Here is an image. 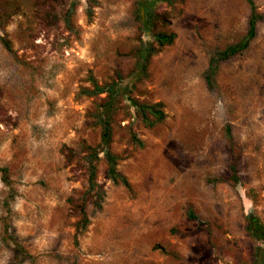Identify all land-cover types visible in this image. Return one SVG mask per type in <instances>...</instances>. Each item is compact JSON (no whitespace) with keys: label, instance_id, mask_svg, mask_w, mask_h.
Listing matches in <instances>:
<instances>
[{"label":"rangeland","instance_id":"374dc122","mask_svg":"<svg viewBox=\"0 0 264 264\" xmlns=\"http://www.w3.org/2000/svg\"><path fill=\"white\" fill-rule=\"evenodd\" d=\"M140 1L75 0L67 26L65 0H0V36L11 46L0 39L9 178L0 173V264H256L264 255L248 227L251 216L264 224V19L243 52L220 62L212 86L205 78L210 55L246 33L247 0L152 3L150 12L167 15L156 27L175 39L129 98L160 101L165 116L147 125L121 104L111 147L130 187L113 183L101 158L102 197L87 202L75 240L68 198L86 179L62 148L99 142L90 115L99 97L80 90L132 69L128 53L145 38L138 12L145 17L149 0ZM253 2L264 15V0Z\"/></svg>","mask_w":264,"mask_h":264},{"label":"trees","instance_id":"16d2710c","mask_svg":"<svg viewBox=\"0 0 264 264\" xmlns=\"http://www.w3.org/2000/svg\"><path fill=\"white\" fill-rule=\"evenodd\" d=\"M42 1V6L48 5L50 8L54 7L53 0ZM65 1L68 3L69 0ZM137 1L138 3H143V1L140 0ZM158 1L169 3L171 0H149V5H143L145 17L138 12L140 26L145 34V38L142 39L140 37L137 45L128 53V56L133 58L132 69L126 74L117 70L114 78L102 83L91 78V86L84 87L80 90V93L86 96L99 97V101L96 103L90 115L100 128V140L96 145L84 144L81 147L80 152L65 145L62 148V153L66 162L77 163L86 179V187L84 191L79 196L71 195L68 198V201L71 204L70 211L78 217L74 224L75 240H77L78 236L84 232L89 223V217L86 211L87 202L95 196L99 198L102 197V189L97 181V162L101 158L104 159L106 163L107 177L110 178L113 183H119L125 187H130V183L126 176L117 169L119 155L115 153L111 147L113 116L116 114L121 104L128 103L126 105H129V107L132 106L134 116L147 125L161 121L165 116L163 104L160 101L146 103L129 98L130 93L136 85L135 82L147 77L152 57L164 46L171 44L175 39L174 32L156 27L157 23H165L167 21V15L164 12H150L152 3ZM247 1L250 6V13L246 33L237 42H234L223 49L216 50L210 55L208 70L205 76L206 82L209 86L213 85L214 75L220 62L243 52L256 35L257 22L264 19V15L256 11V6L253 0ZM68 5L69 6L62 11V19L67 26L70 13L75 6V0H71V2L69 1ZM69 7L72 9H69ZM0 37L4 47L11 51L10 42L5 37ZM127 99H130V103L127 102ZM232 169L234 168L232 167ZM0 173L2 181L8 185V167L0 165ZM231 177L234 180L237 179L234 170L232 171ZM192 217L195 218V216ZM248 227L256 240L260 241L264 239V224L252 225L250 223ZM20 254L28 255L24 252L22 246L19 245V255Z\"/></svg>","mask_w":264,"mask_h":264},{"label":"flooded vegetation","instance_id":"af4514ba","mask_svg":"<svg viewBox=\"0 0 264 264\" xmlns=\"http://www.w3.org/2000/svg\"><path fill=\"white\" fill-rule=\"evenodd\" d=\"M252 224V225H255V224H261L259 221H257L256 219H254L252 216L250 217V220H249V224ZM263 244V246H261L260 248H262L260 251H259V255L263 254V251H264V239L260 240ZM258 260H261L263 263H264V255H261L259 256V258L256 259V264H259L260 262Z\"/></svg>","mask_w":264,"mask_h":264}]
</instances>
